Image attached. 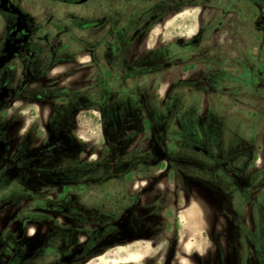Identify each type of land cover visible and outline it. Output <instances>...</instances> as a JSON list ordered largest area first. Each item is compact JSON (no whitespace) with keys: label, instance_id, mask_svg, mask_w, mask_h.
Listing matches in <instances>:
<instances>
[{"label":"flooded vegetation","instance_id":"1","mask_svg":"<svg viewBox=\"0 0 264 264\" xmlns=\"http://www.w3.org/2000/svg\"><path fill=\"white\" fill-rule=\"evenodd\" d=\"M53 1L82 4L90 0ZM104 23L105 18L77 17L75 24L79 29L87 30L89 43L84 42L83 46H78L72 56L63 49L69 55L62 57L64 51L58 42H49L46 35L40 36L41 41L36 39V21L31 13L15 0H0V58L7 57L10 48L16 49L10 58L3 59V65L0 66V106L4 102L6 104L7 100L9 106L21 101L20 112L34 106L41 111V105H48L49 109L47 122L44 124L40 119H35L26 128L22 138L8 137L7 132H2L0 128V264H86L104 255L113 246H124L127 243L125 241L153 240L159 235L168 236L165 232L170 220L160 217V202L154 204L152 209L145 212L147 215H144L148 216L144 220L147 226L148 223H153L156 229L144 227L141 222L135 224L136 213L128 206L139 202L142 196L149 193L143 191L139 194L133 191L131 196L130 192L132 188H136L135 185L120 189L113 185V180L120 174H130L134 170V164L143 163L152 167L168 158L165 150L153 149L152 159L147 157L152 155L148 153H141L143 156L133 159L130 169L126 171L130 173L115 171L120 159L141 133L140 117H128L127 100L121 101V105L115 100L118 94L122 96L130 92L129 88L132 89L129 78L137 80L133 93L140 100L135 113L163 106L166 113L175 114L171 124L176 125L177 114H191L198 109V113L202 114L198 129L204 143H198L185 132L179 137L175 132L169 131L163 137L170 136L172 140H178L187 153L193 152L194 155H200L199 159L211 161V172L219 169L237 183L244 182L246 176L237 169L236 164L249 159L248 170L253 178L251 188L254 189L252 193H255L254 197L250 193L249 202L253 205L252 201L255 200L256 205L264 209L263 203L257 202L258 190L264 189V186L256 185L261 177L264 180V161L261 166L257 165V144L246 149L239 139H235L237 141L234 142L232 152L225 154V147L221 144L225 140L224 128H220L219 122L214 125L209 122V113L216 112L215 107H219L210 101V97L222 96L221 92L224 91H221L219 83L224 81V77H221L220 71L229 70L220 60L211 57V53L218 50L222 53L223 50L215 47V44L205 46L204 43L201 48V67H197L194 74L189 72V75L182 74L185 70L180 69L178 62L172 65V69L179 73L172 76L161 72L165 69L160 64V59L154 58L155 63L145 65V59L140 57L130 71H124L120 79L122 90L118 93L111 82L113 71L118 69V65H113V56H120L124 65H128V50L131 46L126 43L124 28L113 35ZM152 29L154 27L146 30L142 39ZM201 38L198 35L189 40L179 38L175 44L178 47L198 46ZM112 39L116 40L115 52L111 46ZM152 48L157 54L163 51L160 45ZM239 49L235 45L232 47V50ZM46 53H53L57 59H44ZM181 63L183 66L195 65V62L188 59ZM235 71L238 74V68H234L233 72ZM145 75L150 78L146 80ZM243 80L236 78L234 81ZM248 80L252 91L262 92L260 96L263 98V71L249 75ZM176 81L182 83L174 85ZM164 82H169V85H164ZM162 86L163 92L160 91ZM178 86L181 87L180 91L176 90ZM183 87H187L185 96L179 94L183 93ZM50 94L57 98L46 99ZM229 96L234 98V102L235 98L237 101L240 99L234 95ZM145 97L152 101L142 105L141 99ZM185 98L190 101L184 100ZM201 101L205 106H199ZM150 102L152 106L149 105ZM113 103L114 106H111ZM63 107L68 110L67 116L62 115L65 112ZM256 108V112H264V105ZM82 111L99 113L106 147L103 159H92L95 152L81 156V146L90 140L80 133L77 116ZM114 113L121 115L115 117L120 123L115 136L113 128L109 126ZM53 114L57 117L55 123L49 121ZM147 119L151 121L155 136L160 138L163 131H160L155 120L150 117ZM24 121L19 120L9 125L7 130H13ZM163 130L165 131V127ZM184 161L188 162L187 159H183ZM127 180L128 183H133L132 179ZM176 189L177 187L174 192ZM118 193L125 198L122 201L124 207L118 217L113 218V195ZM158 196L154 198L157 200ZM181 210L179 208L178 212ZM251 222L255 228L257 222L264 225V218L253 217ZM238 234L239 229L236 235ZM180 240V228L177 227L170 239L173 243L169 250L171 258L178 252Z\"/></svg>","mask_w":264,"mask_h":264},{"label":"rangeland","instance_id":"2","mask_svg":"<svg viewBox=\"0 0 264 264\" xmlns=\"http://www.w3.org/2000/svg\"><path fill=\"white\" fill-rule=\"evenodd\" d=\"M15 1L35 18L38 41H41L40 36L46 35L49 42H58L61 50L69 51L71 56L74 52L76 53L78 46L84 42L89 43L87 30H81L75 24L77 17H96L102 20L105 18L104 25L113 35L124 28L126 43L129 47L133 46V49L130 47L128 50V65H124V60L120 56L116 57L115 54L113 56V65H118V69L113 71L111 82L113 88H117L118 93L122 90L120 79L124 71L127 69L130 71L138 58L145 59V65L155 63L154 58L160 59V64H163L165 69L161 72L172 74V76L179 73L172 69V65L178 62L180 69L185 70L182 74L189 75V72L194 74L195 69L201 67L200 63L203 59L201 48L204 47V43L205 46L215 44V47L222 49L223 52L219 50L212 52L211 57L220 60L229 70L220 71L224 81L219 83V87L224 92H221L223 94L220 97L217 95L210 97V101L219 107H215L216 112L209 113V122L212 125L219 122L220 128H224L225 140H222L221 144L225 147V154L232 152L234 142L238 139L246 149L256 143L257 165H262L264 161V112L255 110L258 105H264V97L260 96L262 92L252 91L248 76L260 70L264 73V0H90L82 4L53 0ZM151 27L154 29L147 34L145 39H142V35ZM196 35L202 37L201 44L198 46L178 47L175 44L179 38L189 40ZM111 41L113 52H115L116 40ZM157 45H160L163 50L159 54L152 48ZM234 45L240 49L232 50ZM65 55L69 54L64 51L62 57ZM56 57L53 53L44 55V59L49 60L57 59ZM185 59L195 62V65L183 66L181 62ZM234 68H238V74L237 71L233 72ZM149 78L145 75L146 80ZM236 78L244 80L234 81ZM128 81L132 87V89L129 88L130 92L122 96L118 94L115 100L118 101V105H121V101L127 100L125 102L129 105L128 117H140L141 133L118 162L115 167L116 173H130L126 171L130 169L134 158L143 156L141 153L152 154L147 156L152 159L153 149L165 150L168 158L162 159L152 167L143 163L134 164L132 166L134 170L125 176L120 174L121 176L113 180V185L119 189L135 185L136 188H132L130 192L131 196H133V191L139 194L143 191L149 193L142 196L139 202L128 206L136 213L134 214L135 224L141 222L144 227L156 229L153 223H148L147 226L144 220L148 216L144 215H147L145 212L160 202L162 211L160 217L170 220L165 232L168 236L159 235L153 240L125 241L127 243L124 246H113L107 253L86 264H206V262L207 264H264V225L257 222L253 228L251 222L253 217L264 218V209L259 208L255 200L252 201L254 206L249 202L250 193L253 194L254 191L251 188L252 174L248 170L249 159L236 164L237 169L246 176L242 183H237L233 178L221 173L219 169L211 172V161L205 158L199 159V154L187 153L188 151L181 148L178 140L174 141L170 136L163 137L169 131L175 132V135L179 137L185 132L198 143H204L198 129L202 116L198 113L199 110L196 109L191 114H177L176 125L171 124L175 114L166 113L163 106L135 113L138 100H140L133 93L137 80L129 78ZM181 83L176 81L174 85ZM164 85L168 86L169 82H164ZM186 89L187 87H183V93L179 94L187 95ZM176 90L180 91L181 87H176ZM160 91H164V86ZM50 95L46 99L55 100L57 98L55 95ZM229 95L240 97V99L237 101L235 98L234 102V98ZM184 100L190 101L188 98ZM148 101H152L151 98L148 100L145 97L141 99V104H146ZM4 103L0 106V128L2 132H7L8 137L22 138L26 128L35 119H40L44 124L47 122L48 105L40 104L41 111L34 106L32 109H23V112H20L21 101H16L11 106L7 100L6 104ZM149 105L152 106V102ZM111 106H114V103ZM199 106H205V103L201 101ZM63 109L65 112L62 115L67 116V108L63 107ZM56 114H53L49 120L51 123L57 122ZM71 115H73L72 112ZM116 116L121 115L114 113L109 125L113 128V136L117 134L120 126ZM148 117L155 120L160 131H163L161 139L155 136ZM19 120L25 121L13 130H7L9 125ZM77 120L80 133L90 139L86 141V145L81 146V156H88L89 152H95L92 159H103L106 147L98 111L96 114L82 111L78 113ZM213 133L216 134L215 129ZM183 159H187L188 162H183ZM128 178L132 179L133 183H128ZM256 185L264 186L263 177ZM153 187L155 189L151 190ZM254 188L256 189V186ZM258 191L260 192H258L257 202L260 201L264 205V189ZM254 195L255 193L252 197ZM157 196L159 199L156 200L154 197ZM124 199L120 193L113 195V218L118 217L122 212ZM195 203L203 207L205 215L207 214L210 220L209 247L206 242L202 245L201 241L197 242L194 238L180 234L181 240L178 243L179 246H176L178 252L175 257L171 258L169 250L173 247V243L170 239L175 229L179 227L180 212L178 209L192 206ZM189 221L195 222L190 219ZM238 229L239 234L236 235ZM202 236L203 242L207 236ZM196 242L197 246H195Z\"/></svg>","mask_w":264,"mask_h":264},{"label":"crops","instance_id":"3","mask_svg":"<svg viewBox=\"0 0 264 264\" xmlns=\"http://www.w3.org/2000/svg\"><path fill=\"white\" fill-rule=\"evenodd\" d=\"M97 112V111H96ZM190 220L195 221L194 223L190 222ZM210 220L208 215L204 213L203 207L198 205V203L193 204L192 206L182 208L179 213V228L180 234L186 235L187 237H191L196 239L197 242L201 241L202 245L207 244L209 247L210 238H209V228H210ZM202 235H206L207 239L202 242ZM195 243L197 246L198 243ZM195 248V247H194Z\"/></svg>","mask_w":264,"mask_h":264},{"label":"water","instance_id":"4","mask_svg":"<svg viewBox=\"0 0 264 264\" xmlns=\"http://www.w3.org/2000/svg\"><path fill=\"white\" fill-rule=\"evenodd\" d=\"M81 1H85V0H81ZM15 50H16V49H15V48H13V47H12V48H10V49H9L8 56H7V57H4V56H3V57H1V58H0V66H2V65H3V59H5V60H6V59L10 58V57H11V56L14 54ZM126 233H127V231H126Z\"/></svg>","mask_w":264,"mask_h":264}]
</instances>
